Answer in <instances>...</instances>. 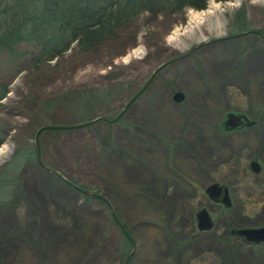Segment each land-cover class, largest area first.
Listing matches in <instances>:
<instances>
[{"label": "rangeland", "instance_id": "obj_1", "mask_svg": "<svg viewBox=\"0 0 264 264\" xmlns=\"http://www.w3.org/2000/svg\"><path fill=\"white\" fill-rule=\"evenodd\" d=\"M9 2L0 0V13ZM256 32L264 34V0H209L204 11L143 15L94 52L74 43L35 63L30 41L0 55L8 87L0 175L11 184L0 188V264H124L132 245L110 211L135 244L128 264H264V243L231 234L264 223V40ZM199 45L127 106L158 67ZM228 113L256 125L225 132ZM87 123L42 131V161L62 179L39 167L40 128ZM254 159L261 178L246 174ZM213 182L230 187L231 208L208 202ZM201 207L214 218L206 233L193 224Z\"/></svg>", "mask_w": 264, "mask_h": 264}, {"label": "trees", "instance_id": "obj_2", "mask_svg": "<svg viewBox=\"0 0 264 264\" xmlns=\"http://www.w3.org/2000/svg\"><path fill=\"white\" fill-rule=\"evenodd\" d=\"M208 2L209 0H15V4L9 2L7 8L0 13V55L13 52L16 45L30 41L36 44V53L31 54L35 63L54 61L64 55L74 43L82 53L94 52L106 42L116 39L121 31L128 29L143 15L157 19L161 15L181 14L187 9L204 11ZM4 14L7 16L2 18L1 15ZM7 94L8 87L0 84V101ZM65 184L78 192L77 186L66 181ZM10 185L8 176L0 175V188L9 189ZM83 196L108 206L105 201ZM110 213L117 224V216L111 211ZM120 224L124 228V231L121 229L123 235L133 247L131 233L124 224Z\"/></svg>", "mask_w": 264, "mask_h": 264}, {"label": "water", "instance_id": "obj_3", "mask_svg": "<svg viewBox=\"0 0 264 264\" xmlns=\"http://www.w3.org/2000/svg\"><path fill=\"white\" fill-rule=\"evenodd\" d=\"M259 37L264 40V34L260 33V32H256ZM204 45H199L197 47H195L194 49H192L190 52H188L185 55H182L180 57H177L175 59H172L171 61H168L166 63H163L160 67H158L153 75L150 77L149 81L145 84V86L131 99V101L128 103L127 106H129L132 101L134 99H136L144 90L145 88L150 84V82L153 80L154 76L165 66H167L170 63H173L175 61H179L182 60L186 57H189L193 52H195L196 50L200 49V47H202ZM184 99V95L180 92H176L173 96V100L176 102H180ZM120 118V115L110 121L105 120L106 122H114L117 121ZM88 124L91 123H87V124H82V125H77V126H73V127H62V126H46V127H42L40 128L34 138V143H35V149H36V161L37 164L39 165V167H41V169L48 171L50 173H53L55 175H57L59 178L62 179L61 175L59 173H57L56 171L50 169L49 167H47L43 161H42V157H41V151H40V147H39V135L41 134L42 131L44 130H65V129H75V128H79V127H83L86 126ZM254 124V121H251L250 119H248L246 116L244 115H237L234 113H228L225 116V120L224 123L222 124V130L225 132H231L234 131L236 128H239L241 126L244 127H251ZM76 189L78 190V192H80L81 194L92 198V199H98L101 201H105L106 199L98 192L93 191V190H89V189H81L79 187H76ZM204 194L207 197V199L210 202H213L215 204H219L221 205L224 209H229L232 207V200H231V196H230V191L227 185L225 184H220L218 182H213L212 184H210L209 186H207L204 190ZM194 219H195V223H196V228L199 232H207L210 231L213 226V219L209 213V211L205 208L202 207L200 209H198L195 213H194ZM117 224L119 225V227L124 231V228L122 227V225L117 221ZM126 234V232H125ZM231 234L233 236L239 237L241 239L242 242L246 243V244H250V245H261L264 243V225L262 227H258V228H241V229H232L231 230ZM135 252V244L133 242V247H132V251L129 253V255L127 256L124 264H128L130 258L132 257V255Z\"/></svg>", "mask_w": 264, "mask_h": 264}, {"label": "flooded vegetation", "instance_id": "obj_4", "mask_svg": "<svg viewBox=\"0 0 264 264\" xmlns=\"http://www.w3.org/2000/svg\"><path fill=\"white\" fill-rule=\"evenodd\" d=\"M234 114H237V115H244V114H242V113H234ZM245 116V115H244ZM248 118V117H247ZM249 119V118H248ZM251 120V119H250ZM251 121H253V120H251ZM256 125V122L254 121V124L251 126V127H249V128H252V127H254ZM247 127H244V126H241V127H239V128H236L234 131H240V130H245ZM232 132V131H231ZM246 174H248V175H250V176H255V177H257V178H261L262 177V174H263V168H262V165H261V163L259 162V161H257V160H250L249 161V163L247 164V172H246ZM212 184V183H211ZM220 184H223V183H220ZM226 185V184H225ZM209 186V185H208ZM228 188H229V191H230V196H231V189H230V187L228 186ZM205 190V189H204ZM231 200H232V197H231ZM208 202L209 203H211V204H214L215 206H217V207H222L221 205H219V204H215V203H213V202H210L209 200H208ZM202 208V207H201ZM223 208V207H222ZM207 209V208H206ZM208 210V209H207ZM209 211V213H210V215H211V217H212V219H213V223H214V218H213V213L210 211V210H208ZM193 224H195V228H196V223H195V219H194V222H193ZM264 225V223L260 226V227H262ZM213 228H214V226H213ZM212 228V229H213ZM211 229V230H212ZM196 230H197V228H196ZM198 231V230H197ZM207 232H209V231H207ZM204 233H206V232H204ZM236 237V236H235ZM236 238H238V239H240L239 237H236ZM241 240V239H240Z\"/></svg>", "mask_w": 264, "mask_h": 264}]
</instances>
